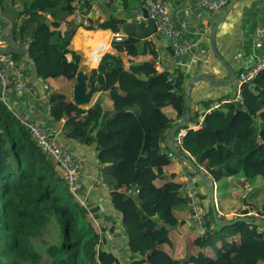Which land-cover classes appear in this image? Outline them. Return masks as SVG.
I'll return each instance as SVG.
<instances>
[{
  "label": "trees",
  "instance_id": "16d2710c",
  "mask_svg": "<svg viewBox=\"0 0 264 264\" xmlns=\"http://www.w3.org/2000/svg\"><path fill=\"white\" fill-rule=\"evenodd\" d=\"M76 1L33 0L17 15L14 30L18 38L30 32V58L44 81L76 78L82 57L72 48V41L78 29L121 34L128 23L114 17L95 20L92 14L98 3L78 0L84 6L78 12ZM113 48L145 60L132 61L129 70L115 55L103 60L104 67L114 62L117 69L109 89L112 109H106L103 97L89 109L78 108L63 94L53 93L49 99L57 122L66 119L65 137L98 149L114 208L123 216L133 264H263L264 224L240 222L219 228L211 207L205 212V198L199 192L206 234L195 245L213 256L178 259L159 250L162 245L172 246L169 227L180 223L177 210L190 209L180 194L181 182L171 173L170 150L165 144L169 131L186 116L189 76L156 70L158 52L152 38L128 36L122 43L114 42ZM149 57L154 60L150 62ZM246 71L236 72V80ZM107 77L111 79L112 72L92 70L91 98L106 87ZM241 94L238 101L236 96L222 99L209 113L214 101L202 104L205 112L194 109L189 124L199 128H183L187 133L177 148L186 158L193 157L215 182L234 180V197L247 207L239 213L254 212L264 218V70L242 85ZM258 182L262 183L255 186ZM248 186L252 190L240 196ZM194 187L198 189L197 184ZM132 189H138L139 195H128ZM100 217L72 194L60 169L4 104L0 91V264H120L106 249L107 239L96 223ZM234 239L238 243L229 242Z\"/></svg>",
  "mask_w": 264,
  "mask_h": 264
},
{
  "label": "crops",
  "instance_id": "0c3cea01",
  "mask_svg": "<svg viewBox=\"0 0 264 264\" xmlns=\"http://www.w3.org/2000/svg\"><path fill=\"white\" fill-rule=\"evenodd\" d=\"M1 1L0 22L3 25L5 52L24 64L27 78L34 88L29 94L7 92L4 98L2 96L4 104L21 121L36 122L51 128L53 138L71 151L77 159L82 160L84 163L82 178L84 188L81 197L87 202V205H90L91 208L97 210L101 215L96 223L102 225L100 228H102L104 237L107 239L106 249L115 254L120 264H133V253L122 225L123 216L115 210L111 192L98 184L99 179L105 182L101 172L102 167L98 160V149L95 145H87L86 142L79 143L76 140L66 138L64 135L66 119L57 122L51 110L49 98L53 93L63 94L67 96L70 102L74 103L73 89L75 79L68 80L60 77L44 81L38 77L37 68L29 54L30 32L22 36V38H18V33L14 30L15 24L19 22L18 13L24 11L25 7L32 3L33 0ZM103 2L98 3L97 8L94 9L92 16L94 15L95 17L93 19L104 21L114 17L117 20L131 22L134 21V15L140 8L138 0H104ZM95 11H98V14ZM217 13L201 7L198 0H182L176 5L172 15L179 27L185 26L187 29L186 36L188 45L190 46V52L182 58H175L173 56L170 45L167 44L166 40L159 37L152 38L157 48L158 59L170 72H181L189 76L187 85L192 78L204 74H212L217 81H223L228 78L227 71L213 54L210 45L211 22ZM23 20H26V18L23 17ZM263 25L264 0H242L238 2L228 18L220 25L217 34L218 49L233 65L237 73L244 69L248 70L264 61V44L262 47L257 48L253 39L255 30ZM120 33L122 34V32ZM114 35L115 33L111 30L88 31L80 28L72 41V48L82 57L79 70H86L90 79L92 70L104 73L112 72V78L107 77L106 87L91 98L89 107L83 109H89L101 97L105 100L106 109H112L109 89L115 82L114 73L117 69L114 62H107L106 67L102 65L107 55L118 54L122 56L120 61L126 70L130 69L132 61L139 63L145 60L143 56L132 58L127 53L119 54L113 48L112 39ZM197 44L208 50V54L205 56L201 55L197 46L195 47ZM67 58L69 61L72 60L71 55H68ZM148 60L152 62L154 58L149 57ZM0 91L2 94L3 90L1 86ZM238 91L239 88L236 82L227 87H215L205 81H199L195 83L192 89L193 110L205 112L203 111L205 108L202 106L204 102L214 101L218 103L228 96H237ZM76 110L77 108L72 106V111L75 112ZM188 126L190 129L199 128L195 124H188ZM182 132L184 136L187 133L184 129H181L178 133ZM171 141L174 144L173 139ZM171 173L175 174L172 168ZM209 177L212 179L210 175ZM197 179V191L200 196L205 198L203 199V208L208 213L207 209L210 207V186L201 176H198ZM176 180L181 182L178 175ZM233 181L232 179L219 183L214 181L218 215L224 216L226 220L235 219L236 214L241 210L247 209L246 206L240 203L239 199L234 197L236 196V190L234 189ZM224 185H226L225 189L222 188ZM258 185L259 182L255 186ZM246 190L252 189H249L248 186L239 195L245 197ZM177 217L180 223L178 226H175L176 229L169 231L172 247L162 245L159 250L165 251L166 254L178 259H186L191 255H199L200 253H205L206 256L212 257L213 254L210 250L202 249L195 245L196 239L204 236L206 233L202 232V234L193 228L195 226L190 218V209L183 208L177 210ZM185 223L191 228L188 232L184 231L181 227ZM229 242L238 243V239ZM221 246L222 244H220Z\"/></svg>",
  "mask_w": 264,
  "mask_h": 264
},
{
  "label": "built area",
  "instance_id": "2783aa9c",
  "mask_svg": "<svg viewBox=\"0 0 264 264\" xmlns=\"http://www.w3.org/2000/svg\"><path fill=\"white\" fill-rule=\"evenodd\" d=\"M97 3H104V0H95ZM182 0H139L140 8L134 15L133 20L138 24H147L149 21L155 23L156 32L154 37H159L168 42L172 50V54L175 58H182L190 52V46L187 41V29L185 26L179 27L174 19L172 12L175 11L176 5ZM199 5L205 9H209L213 12H219L222 8L226 7L230 0H198ZM75 7L78 12H81L82 4L77 0ZM98 14V11H95ZM76 20H81V15L78 13ZM126 35L115 34L112 43H122L126 40ZM254 44L257 48L262 47L264 44V25L257 28L253 35ZM197 46L201 55H207L208 50ZM5 41L3 39V25L0 22V85L2 87L4 98L7 92H18L21 94H29L33 91V86L30 84L27 78L26 68L23 63L16 62L12 57L4 51ZM156 70L160 73H168L169 70L162 62L157 59L154 62ZM261 70H264V61L249 68L246 72L240 75V78L236 80L239 91L235 99L241 100V87L244 83H248L259 74ZM169 80L173 82V78ZM219 107L218 103L210 105L206 113H209ZM204 117L201 118V122ZM23 125L27 128L32 140L37 144L39 149L49 157L51 162L56 165L64 177L66 178L70 191L77 194L74 196L82 202L84 205L87 203L82 199L81 193L83 192V174L84 163L81 160L75 159L73 154L62 146L58 141L52 137V129L41 125L36 122L22 121ZM184 133H179L173 137L175 146H181L183 144ZM173 144V143H172ZM173 144V145H174ZM168 158L172 161V171L175 172L181 179L180 194L182 198L186 199L190 208V218L195 224L194 226L200 230L204 229L206 222L203 218V208L198 198V191L194 187L197 182V175L193 168L186 162L178 160V157L171 151L168 153ZM191 160L195 161L192 157ZM196 163V162H195ZM98 184L103 188L109 190V186L102 180H98ZM128 195H139L138 189H132L128 191ZM255 213L249 212L246 215L241 213L236 214L235 218L242 216H254ZM99 226V224H98ZM100 228V227H99ZM101 229V228H100ZM206 230V229H205ZM102 233V231H101Z\"/></svg>",
  "mask_w": 264,
  "mask_h": 264
},
{
  "label": "water",
  "instance_id": "95a60500",
  "mask_svg": "<svg viewBox=\"0 0 264 264\" xmlns=\"http://www.w3.org/2000/svg\"><path fill=\"white\" fill-rule=\"evenodd\" d=\"M240 1L242 0H230L229 4L226 7L222 8L211 22V32H210L211 50L215 55V57L220 62V64L223 66V68L227 71L228 78L223 81H217V79L212 74H204L202 76H197L192 78L186 88V116L181 122H179L178 124L172 127L165 140L167 149L170 150L172 153H174L178 158L188 163L193 168V170L209 184L210 207L213 210L214 222L216 226L219 228L233 226L240 222H248V223L261 222L264 224V218L256 217V216H242L231 221L221 220L218 216V211L216 207L214 180L211 179L209 175L195 163V161L190 160L186 158L184 155H182L180 150H178V148L172 144L171 140L181 129L185 128L190 123V118L193 112L191 94L195 83L199 81H205L215 87H227L233 85L236 82L237 73L233 65L223 56V54L218 49L217 34L220 25L228 18V16L231 14V12L234 9V6ZM83 8L84 6H82L81 11L83 10ZM92 17L94 18L95 16L93 15ZM121 30L122 33L126 36H136L142 40H146L154 37L156 32V27L153 21H149L147 24H138L135 21H131L125 23L122 26ZM113 55H115L119 59H122V56L118 54H113ZM91 88H92V83L90 82V77L87 71L84 69L79 70L75 78V84L73 89V101L77 107L80 108L89 107V104L91 102V95H90ZM169 229L172 230L176 228L169 227Z\"/></svg>",
  "mask_w": 264,
  "mask_h": 264
},
{
  "label": "rangeland",
  "instance_id": "374dc122",
  "mask_svg": "<svg viewBox=\"0 0 264 264\" xmlns=\"http://www.w3.org/2000/svg\"><path fill=\"white\" fill-rule=\"evenodd\" d=\"M197 176H199L198 174H197ZM262 182H259V185L261 184ZM224 192L226 193V191L224 190ZM73 194L75 195V196H77V194H75L74 192H73ZM100 226H102L100 223H99V227ZM182 228H183V230L184 231H186V232H188V231H190V226L187 224V223H185L184 225H182L181 226ZM195 230H197V231H199L200 233H202V232H206V230H205V228L204 229H202V230H200V229H198V228H196V227H193ZM203 234V233H202ZM205 234V233H204ZM168 246H170V247H172L170 244H167ZM163 253L165 254L166 252L165 251H163ZM194 253H196V252H194ZM199 254V253H198ZM205 253H200L199 255H201V256H205L204 255ZM264 264V263H263Z\"/></svg>",
  "mask_w": 264,
  "mask_h": 264
},
{
  "label": "clouds",
  "instance_id": "9594fccd",
  "mask_svg": "<svg viewBox=\"0 0 264 264\" xmlns=\"http://www.w3.org/2000/svg\"><path fill=\"white\" fill-rule=\"evenodd\" d=\"M102 231V230H101Z\"/></svg>",
  "mask_w": 264,
  "mask_h": 264
}]
</instances>
